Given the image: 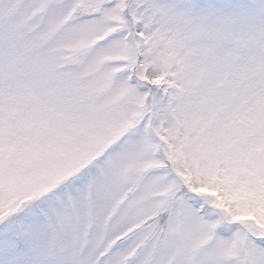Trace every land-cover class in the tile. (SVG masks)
<instances>
[{
  "label": "snow or ice",
  "instance_id": "1",
  "mask_svg": "<svg viewBox=\"0 0 264 264\" xmlns=\"http://www.w3.org/2000/svg\"><path fill=\"white\" fill-rule=\"evenodd\" d=\"M0 264H264V0H0Z\"/></svg>",
  "mask_w": 264,
  "mask_h": 264
}]
</instances>
